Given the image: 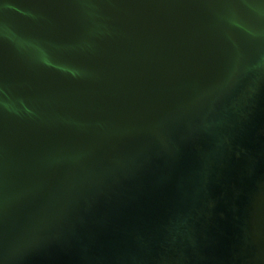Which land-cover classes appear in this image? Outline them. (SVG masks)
Listing matches in <instances>:
<instances>
[{
  "label": "water",
  "instance_id": "1",
  "mask_svg": "<svg viewBox=\"0 0 264 264\" xmlns=\"http://www.w3.org/2000/svg\"><path fill=\"white\" fill-rule=\"evenodd\" d=\"M0 264H264V0H0Z\"/></svg>",
  "mask_w": 264,
  "mask_h": 264
}]
</instances>
